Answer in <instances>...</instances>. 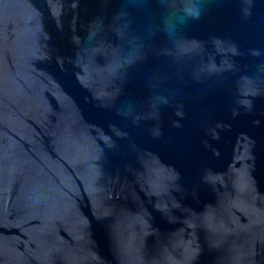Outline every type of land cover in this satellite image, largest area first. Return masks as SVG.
I'll list each match as a JSON object with an SVG mask.
<instances>
[{
	"label": "water",
	"instance_id": "1",
	"mask_svg": "<svg viewBox=\"0 0 264 264\" xmlns=\"http://www.w3.org/2000/svg\"><path fill=\"white\" fill-rule=\"evenodd\" d=\"M0 264H264V0H0Z\"/></svg>",
	"mask_w": 264,
	"mask_h": 264
}]
</instances>
